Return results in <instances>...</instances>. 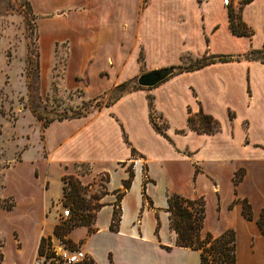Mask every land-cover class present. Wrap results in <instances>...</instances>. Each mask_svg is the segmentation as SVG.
Masks as SVG:
<instances>
[{
    "label": "crops",
    "instance_id": "crops-1",
    "mask_svg": "<svg viewBox=\"0 0 264 264\" xmlns=\"http://www.w3.org/2000/svg\"><path fill=\"white\" fill-rule=\"evenodd\" d=\"M33 2L43 13L81 8L65 18L41 19L39 40L45 49L63 38L69 42L64 83L72 74L77 87L65 86L91 101L149 71L179 67L184 57L231 60L175 72L151 89L129 90L89 114L44 127L42 152L30 163L33 195L0 199L11 204L0 214L11 224L12 253L8 262L0 251V264H33L41 240L56 237L62 181L69 178L89 188L104 179L94 231L76 227L65 236L81 244L86 264H96L101 234L149 251V261L140 264H200L198 251L175 245L166 211L172 195L203 200L201 238L234 232L235 264H264V62L246 58L264 55V0L239 10L250 37L231 32L229 11L235 9L222 0ZM95 86L103 88L90 94ZM149 99L163 134L150 122ZM200 115L216 121L218 130H192L188 119ZM115 210L120 222L112 232Z\"/></svg>",
    "mask_w": 264,
    "mask_h": 264
},
{
    "label": "rangeland",
    "instance_id": "rangeland-1",
    "mask_svg": "<svg viewBox=\"0 0 264 264\" xmlns=\"http://www.w3.org/2000/svg\"><path fill=\"white\" fill-rule=\"evenodd\" d=\"M148 2L139 0L142 6ZM78 12H81L80 7L43 13L36 11L33 0H0V199L15 195L22 201L33 195L34 179L30 163L38 157L37 152H42L47 121L58 116L89 114L110 103L119 94L114 89L91 101L82 90H70L74 89L77 81L69 74L64 83L69 42L63 38L51 43L48 49L41 45V19H60ZM58 32L60 37L66 34L64 30ZM47 41L45 47L48 46ZM183 63L188 64L189 60L183 59ZM72 72L75 73V69ZM65 84L73 86L68 89ZM102 88L91 87L90 94ZM20 159L21 164L6 168ZM103 181V178L99 179L92 188L81 186L74 178L62 181L64 203L71 205L72 213L80 218L78 224L83 221L82 217L84 220L90 217L89 225L82 222L84 225L78 226L87 228L89 233L94 231L93 220L100 206ZM9 206L10 200H0V208ZM10 227L7 216L0 214V251L5 252L8 262L12 259L8 239ZM79 233L81 230L75 234ZM98 241V249L94 253L96 264H140L149 261V251L135 244H127L107 234H101Z\"/></svg>",
    "mask_w": 264,
    "mask_h": 264
},
{
    "label": "trees",
    "instance_id": "trees-1",
    "mask_svg": "<svg viewBox=\"0 0 264 264\" xmlns=\"http://www.w3.org/2000/svg\"><path fill=\"white\" fill-rule=\"evenodd\" d=\"M251 0H243L242 5L249 3ZM241 5V6H242ZM241 7L239 8V10ZM239 10L229 11V28L231 32L236 36H245L250 37L252 35L251 31H249L246 26L241 22L239 17ZM246 58H250L252 60H260L264 62V55L261 52H251ZM185 61L189 60L188 64H184L182 60V65L174 68L176 73L181 72H190L197 69H200L204 66L215 62H227L230 61V57H208L202 59L192 60L189 57L183 58ZM36 77H38V71L36 73ZM134 81H128L117 88L118 96L115 97L110 103L116 101L122 94L128 92L130 90L141 89L137 85L134 84ZM132 85V87H131ZM95 101V99H93ZM107 103V104H110ZM149 119L153 126V128L160 134H163V128L158 126L155 121V116L152 112V101L149 99ZM85 114H77L75 116H58L55 118H51V120L47 121L46 127L53 120H62L67 118L79 117ZM189 127L192 130L202 133H213L218 130V124L211 117L200 115L196 119L189 118L188 119ZM7 208H10L7 207ZM169 214V225L171 230H173L176 234L175 245L177 247H185L190 248L191 250L198 251L200 257V264H235V237L233 231H226L218 237H213L210 234H207L204 238H201L200 231L202 220L204 217V202L202 199L197 200H188L178 195H172L168 198V208L166 210ZM242 214L245 218L250 219L251 214L249 210V206L245 203H242ZM81 218L80 223H76L75 227L83 226L84 223H90V217ZM88 219V220H87ZM80 220V218H79ZM120 222V216L117 214L115 210L112 216V223L110 225V231L117 232V228ZM261 228H263L262 220L259 222ZM74 228H63L56 227L54 230V235L56 237L62 238L72 231ZM228 244H231L230 247ZM230 251L232 254H230Z\"/></svg>",
    "mask_w": 264,
    "mask_h": 264
},
{
    "label": "built area",
    "instance_id": "built-area-1",
    "mask_svg": "<svg viewBox=\"0 0 264 264\" xmlns=\"http://www.w3.org/2000/svg\"><path fill=\"white\" fill-rule=\"evenodd\" d=\"M201 2L208 0H199ZM243 0H222L224 7H234L238 11ZM57 227L74 228L79 217L72 213L71 205L62 199ZM87 255L81 244H73L64 237L43 238L33 264H86Z\"/></svg>",
    "mask_w": 264,
    "mask_h": 264
},
{
    "label": "water",
    "instance_id": "water-1",
    "mask_svg": "<svg viewBox=\"0 0 264 264\" xmlns=\"http://www.w3.org/2000/svg\"><path fill=\"white\" fill-rule=\"evenodd\" d=\"M174 73L175 69L173 67L152 70L140 75L136 80V85L139 88L151 89L164 82Z\"/></svg>",
    "mask_w": 264,
    "mask_h": 264
}]
</instances>
